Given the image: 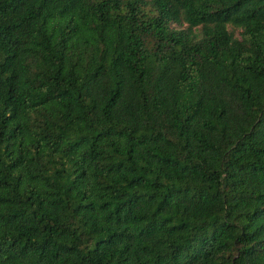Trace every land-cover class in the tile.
Wrapping results in <instances>:
<instances>
[{
  "label": "trees",
  "instance_id": "1",
  "mask_svg": "<svg viewBox=\"0 0 264 264\" xmlns=\"http://www.w3.org/2000/svg\"><path fill=\"white\" fill-rule=\"evenodd\" d=\"M0 264H264V0H0Z\"/></svg>",
  "mask_w": 264,
  "mask_h": 264
}]
</instances>
